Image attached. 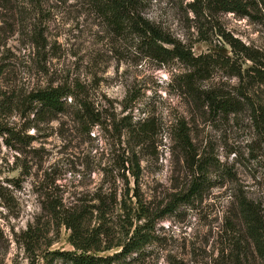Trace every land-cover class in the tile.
<instances>
[{"label": "rangeland", "instance_id": "obj_1", "mask_svg": "<svg viewBox=\"0 0 264 264\" xmlns=\"http://www.w3.org/2000/svg\"><path fill=\"white\" fill-rule=\"evenodd\" d=\"M248 1L245 17L203 10L194 0H142L140 12L195 55L231 56L221 30L264 54V0ZM186 70L178 60L149 57L128 30L116 33L90 0H0V100L10 104L0 106V264H71L58 252L80 253L71 231L51 223L49 202L77 208L90 232L110 233L100 235L101 252L88 254L116 252L103 249L124 241L129 227L120 224L127 213L117 205L102 222L95 206L115 184L122 197L123 160L126 167L133 162L132 170L137 163L140 168L138 186L126 172L131 191L123 199L132 222L148 210L163 216L156 220L157 239L129 264H264L246 239L237 208L246 196L264 214V130L254 125L250 107L264 106V88L239 86L237 78L217 71L197 83V97L185 92ZM75 84L87 90V104L100 113V124L89 133L74 109L37 117L25 104L36 89ZM211 89L242 100L239 111L210 113L202 92ZM129 92L135 100L125 109ZM124 116L134 123L150 117L157 133L138 141L118 132ZM179 126L189 133L190 149L179 139ZM201 159L213 162L207 187L188 199ZM35 228L39 234L27 243Z\"/></svg>", "mask_w": 264, "mask_h": 264}, {"label": "trees", "instance_id": "obj_2", "mask_svg": "<svg viewBox=\"0 0 264 264\" xmlns=\"http://www.w3.org/2000/svg\"><path fill=\"white\" fill-rule=\"evenodd\" d=\"M90 2L106 18L116 33L123 34L128 30L132 36L136 37L149 57L160 63L178 60L186 65L187 70L182 74V83L186 87L185 92L189 91L193 96H200L195 91L197 83L211 78L217 71H222L228 76L237 78L240 83L239 86L264 88V54L260 50L246 45L229 32L221 30L219 34L230 46L231 56L218 53L195 55L182 41L173 38L169 32L158 24L141 15L142 0H90ZM197 3L203 10L234 13L240 17L248 16L250 14L249 9L252 7L248 0H194L193 5ZM240 60L241 62H239ZM246 62H249V64H246ZM238 96H241V99H249L245 93L240 92ZM202 97L205 99L209 112L216 115L237 113L240 109L239 106L243 104L239 98L223 95L214 89L203 91ZM69 99L71 102H68ZM134 100L135 97L129 92L124 100V108H129ZM24 101L25 104L31 106L30 109L37 117L48 114L56 115L74 109L78 122L86 127L85 131L88 133L92 125L100 124V113L92 110L87 104L88 92L80 84H75L73 87L58 85L39 88L30 92ZM24 101L20 102L19 100L20 103H24ZM9 105L5 100H0L1 107L6 106L7 109ZM250 107L253 112L254 125L257 129L264 130V106L253 103L250 104ZM119 123L116 124L118 132L123 129L124 134L133 135L138 141H142L146 134L157 133V128H155V124L150 117L134 123L129 120L128 116H124L119 120ZM178 128L179 139L186 149H190L192 144L188 131L181 126ZM127 162L128 160L122 162L124 169L122 177L126 181V189L121 194L122 197H119V187L115 184L113 192L99 194L98 204L95 206L97 217L102 222H106L107 217L113 215L117 205H123V209L127 213L120 224V227L124 230L127 225L129 227L124 232V241L104 246L103 251L116 249V252L112 255L103 257L88 254L92 251H102L104 240L100 238V235L107 234L108 231H101L98 234L93 233V231L90 232L86 228L87 217L76 212L77 208L73 209L72 207H65L63 204L56 205L50 202L45 205V208L51 212V223L57 226L65 225L71 231L70 241L80 253L58 252L59 255L70 258L71 264H113L114 261H122V263L127 261L126 264H129L131 261L140 260L142 255L145 254L146 247L157 239L155 226L158 220L163 219V216L155 218L154 213L148 210L142 216L137 217L138 222L135 224L132 222V212L127 209L126 202L123 199V196L128 195L131 191L126 172H131L134 177L133 182H137V186L140 172L138 163L136 168L132 170L133 162H131V166L126 167ZM196 165V176L189 184L187 194H185L188 199L202 195L207 187L208 169L212 167L213 162L210 159H201ZM132 191L133 196L138 199L136 186L132 188ZM136 202L139 203L138 200ZM237 208L243 220L246 239L248 238L251 241L255 252L264 258V214L262 205L246 196H242L238 200ZM37 228L29 236L27 243H30L39 234ZM30 229L32 230V227L25 233L29 234Z\"/></svg>", "mask_w": 264, "mask_h": 264}]
</instances>
